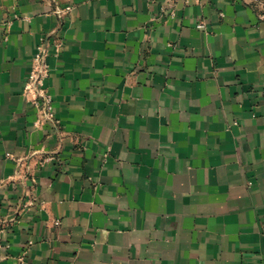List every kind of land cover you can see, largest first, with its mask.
Listing matches in <instances>:
<instances>
[{"label": "crops", "instance_id": "0c3cea01", "mask_svg": "<svg viewBox=\"0 0 264 264\" xmlns=\"http://www.w3.org/2000/svg\"><path fill=\"white\" fill-rule=\"evenodd\" d=\"M263 3L0 0V264H264Z\"/></svg>", "mask_w": 264, "mask_h": 264}, {"label": "built area", "instance_id": "2783aa9c", "mask_svg": "<svg viewBox=\"0 0 264 264\" xmlns=\"http://www.w3.org/2000/svg\"><path fill=\"white\" fill-rule=\"evenodd\" d=\"M197 28L206 31L207 25L202 21L197 25ZM46 44H41L37 49L34 66L26 87L27 92L33 95L35 107L40 110V118L36 122L38 126L45 123H55L54 98L45 86L46 80L51 75V66L48 62L49 52ZM60 48L61 44L57 46L58 50ZM46 160H50V158L48 157Z\"/></svg>", "mask_w": 264, "mask_h": 264}]
</instances>
